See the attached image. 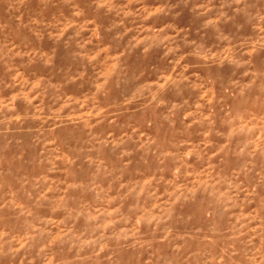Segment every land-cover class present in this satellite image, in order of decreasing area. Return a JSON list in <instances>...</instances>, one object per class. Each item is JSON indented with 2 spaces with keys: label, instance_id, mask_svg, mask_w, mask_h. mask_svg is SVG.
Returning a JSON list of instances; mask_svg holds the SVG:
<instances>
[{
  "label": "rangeland",
  "instance_id": "obj_1",
  "mask_svg": "<svg viewBox=\"0 0 264 264\" xmlns=\"http://www.w3.org/2000/svg\"><path fill=\"white\" fill-rule=\"evenodd\" d=\"M0 264H264V0H0Z\"/></svg>",
  "mask_w": 264,
  "mask_h": 264
}]
</instances>
